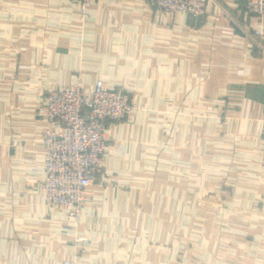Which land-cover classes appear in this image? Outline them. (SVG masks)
Instances as JSON below:
<instances>
[{
	"label": "crops",
	"instance_id": "1",
	"mask_svg": "<svg viewBox=\"0 0 264 264\" xmlns=\"http://www.w3.org/2000/svg\"><path fill=\"white\" fill-rule=\"evenodd\" d=\"M244 6L93 0L81 21L74 0H0V264H264V18ZM97 80L136 108L73 221L42 192L43 96Z\"/></svg>",
	"mask_w": 264,
	"mask_h": 264
},
{
	"label": "built area",
	"instance_id": "2",
	"mask_svg": "<svg viewBox=\"0 0 264 264\" xmlns=\"http://www.w3.org/2000/svg\"><path fill=\"white\" fill-rule=\"evenodd\" d=\"M79 19L84 21L93 0H74ZM158 10L201 17L208 0H153ZM245 10L257 19L264 18V0H245ZM263 38L261 30L254 31ZM42 115L49 123L42 138V192L49 206L64 211L78 221L87 200L88 188L101 176L102 160L110 126L129 117L136 108L122 88H110L97 80L90 90L78 81L65 87L48 89L43 96ZM260 136L264 144V118ZM80 244L87 240L79 238ZM62 264H73L63 261Z\"/></svg>",
	"mask_w": 264,
	"mask_h": 264
},
{
	"label": "rangeland",
	"instance_id": "3",
	"mask_svg": "<svg viewBox=\"0 0 264 264\" xmlns=\"http://www.w3.org/2000/svg\"><path fill=\"white\" fill-rule=\"evenodd\" d=\"M207 197L205 198H202L201 200H197V210H203V206H206V205H209V206H219V199H206ZM219 224H220V221H218Z\"/></svg>",
	"mask_w": 264,
	"mask_h": 264
}]
</instances>
